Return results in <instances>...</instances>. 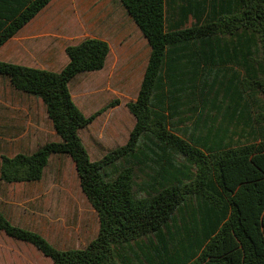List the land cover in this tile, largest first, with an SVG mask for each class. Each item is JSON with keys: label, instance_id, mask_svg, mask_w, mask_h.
<instances>
[{"label": "trees", "instance_id": "16d2710c", "mask_svg": "<svg viewBox=\"0 0 264 264\" xmlns=\"http://www.w3.org/2000/svg\"><path fill=\"white\" fill-rule=\"evenodd\" d=\"M50 1L0 0V47ZM119 1L151 52L137 97L126 103L135 118L128 140L101 158L91 159L80 130L119 101L87 116L69 83L104 68L106 40L68 45L60 71L0 60V75L43 101L59 136L30 153L1 154L0 178L37 181L52 155L70 156L97 234L60 248L1 209L0 231L54 264H264V0H186L179 11L195 21L175 27L167 0ZM180 44L199 46L188 53L195 66H209L203 81L169 75Z\"/></svg>", "mask_w": 264, "mask_h": 264}, {"label": "crops", "instance_id": "0c3cea01", "mask_svg": "<svg viewBox=\"0 0 264 264\" xmlns=\"http://www.w3.org/2000/svg\"><path fill=\"white\" fill-rule=\"evenodd\" d=\"M167 1L168 27L190 26L195 21L191 14L184 16L179 11V7L186 0ZM89 36L104 39L109 43L110 51L105 66L109 61L117 64L123 60L125 61L123 63L131 67L140 68L138 76L142 81L151 47L148 39L119 0H51L46 7L0 47V60L60 71L68 63L66 47L78 44ZM179 47L183 49V53L170 56V65L167 70L169 75L174 80L185 83L195 82V76H198V82L203 81L204 70L209 66L203 60L198 61L195 66L194 56L188 53L200 49L197 48L199 46L180 44ZM201 49L204 47L202 46ZM0 77L7 82V89L2 88L5 93H0V98L5 100L6 110L12 111L15 108L13 105L20 103L16 98L20 100L24 96L30 100L29 103H26L30 113L35 107L33 103L41 104L43 107L44 104L40 98L12 89L8 79L2 75ZM69 87L71 88V81ZM186 98H188V94H186ZM191 98H193V94H191ZM186 111H188V105ZM186 126L188 127V123ZM23 136L24 133L13 135L12 139H10V135L3 139L13 142ZM25 137L27 143H32L34 139L32 135L27 133ZM55 140H59V136ZM1 154L5 153H0V156ZM42 179L7 183L0 178V209L12 223L38 231L41 234L43 233L37 227L30 226L29 223L25 224L21 218L28 216L38 221L39 216H43L44 206L49 201L46 196L49 192L44 188H35L33 185L41 182ZM12 241L24 242L0 231V264H49L52 262L37 248L35 254L31 255L16 253L11 247ZM52 264L54 263L52 262Z\"/></svg>", "mask_w": 264, "mask_h": 264}, {"label": "rangeland", "instance_id": "374dc122", "mask_svg": "<svg viewBox=\"0 0 264 264\" xmlns=\"http://www.w3.org/2000/svg\"><path fill=\"white\" fill-rule=\"evenodd\" d=\"M123 62L125 61L121 60L120 63L113 64L109 61L103 69L80 73L71 81L73 99L87 116L113 100L119 101L80 130L82 140L93 160L124 144L135 123L126 103L137 97L141 84L138 76L140 68ZM2 88L7 89V82L0 77V93H5ZM16 99L20 103L13 105L15 108L12 111H8L5 100L0 98V153H30L45 142L58 139L44 105L42 107L41 104L33 103L35 107L30 113V109L26 107L29 98L24 96L20 100ZM22 133L24 136L13 142L3 139L9 135L12 139L13 135ZM27 133L33 136L32 143H27ZM237 139L239 137L235 135L234 140ZM241 141L244 140L241 138ZM33 185L35 188L48 190L49 194L46 196L49 201L38 221L28 216L21 218L25 224L34 225L61 248H80L95 237L99 227L98 215L81 191L76 167L70 157L52 155L42 181ZM11 244L13 250L19 254L31 255L37 251L25 242L12 241Z\"/></svg>", "mask_w": 264, "mask_h": 264}]
</instances>
